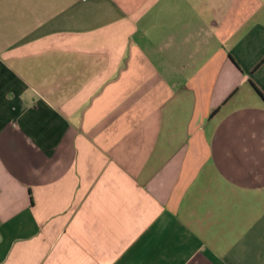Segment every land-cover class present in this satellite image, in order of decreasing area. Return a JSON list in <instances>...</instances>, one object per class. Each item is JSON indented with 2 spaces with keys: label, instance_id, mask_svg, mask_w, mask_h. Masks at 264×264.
Returning a JSON list of instances; mask_svg holds the SVG:
<instances>
[{
  "label": "crops",
  "instance_id": "crops-1",
  "mask_svg": "<svg viewBox=\"0 0 264 264\" xmlns=\"http://www.w3.org/2000/svg\"><path fill=\"white\" fill-rule=\"evenodd\" d=\"M0 264H264V0H0Z\"/></svg>",
  "mask_w": 264,
  "mask_h": 264
}]
</instances>
